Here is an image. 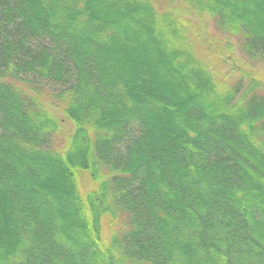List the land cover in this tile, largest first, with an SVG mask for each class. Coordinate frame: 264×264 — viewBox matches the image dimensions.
<instances>
[{
	"label": "trees",
	"instance_id": "16d2710c",
	"mask_svg": "<svg viewBox=\"0 0 264 264\" xmlns=\"http://www.w3.org/2000/svg\"><path fill=\"white\" fill-rule=\"evenodd\" d=\"M183 1L264 63V0ZM165 6L0 0V264H264V84Z\"/></svg>",
	"mask_w": 264,
	"mask_h": 264
},
{
	"label": "rangeland",
	"instance_id": "374dc122",
	"mask_svg": "<svg viewBox=\"0 0 264 264\" xmlns=\"http://www.w3.org/2000/svg\"><path fill=\"white\" fill-rule=\"evenodd\" d=\"M156 4L159 9L166 8L168 5L172 7L176 12L185 16V21L188 27V32L197 33L200 35V39L205 42V48L209 50L207 52V62L212 66L214 71H220L221 73L226 70L234 69L233 62L235 61L237 69L232 71V74L241 75L240 69L246 71L259 78L264 84V63L259 61H251L242 51L240 38L237 35L228 34L222 32L216 24L215 19L204 15L195 16L189 13V6L185 4L183 0H175L170 2L169 0H156ZM240 70V71H239ZM45 106L49 111L53 112L58 121L60 122V147L64 146L67 137L73 132L74 124L68 119L62 110L53 107L50 104L49 99H42ZM79 183L82 194H86L89 191L95 189L96 183L89 177L86 172L79 174ZM122 221L119 219L115 223L116 227L120 226ZM107 224V223H106Z\"/></svg>",
	"mask_w": 264,
	"mask_h": 264
}]
</instances>
